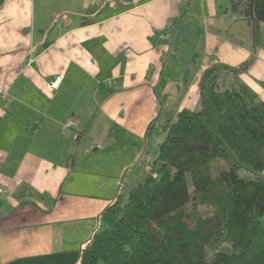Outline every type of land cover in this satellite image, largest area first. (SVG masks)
I'll list each match as a JSON object with an SVG mask.
<instances>
[{
	"label": "crops",
	"instance_id": "crops-1",
	"mask_svg": "<svg viewBox=\"0 0 264 264\" xmlns=\"http://www.w3.org/2000/svg\"><path fill=\"white\" fill-rule=\"evenodd\" d=\"M246 8L1 0L0 264H81L103 212L147 177L167 120L201 110L207 70L264 101V25L256 43Z\"/></svg>",
	"mask_w": 264,
	"mask_h": 264
},
{
	"label": "trees",
	"instance_id": "trees-1",
	"mask_svg": "<svg viewBox=\"0 0 264 264\" xmlns=\"http://www.w3.org/2000/svg\"><path fill=\"white\" fill-rule=\"evenodd\" d=\"M251 1L259 43L264 0L231 3L246 16ZM221 76L203 74L200 111L167 120L153 170L103 212L81 264H264V101Z\"/></svg>",
	"mask_w": 264,
	"mask_h": 264
},
{
	"label": "rangeland",
	"instance_id": "rangeland-1",
	"mask_svg": "<svg viewBox=\"0 0 264 264\" xmlns=\"http://www.w3.org/2000/svg\"><path fill=\"white\" fill-rule=\"evenodd\" d=\"M74 121H75V120H74ZM75 122H76V121H75ZM156 157H157V154H156V156H155L154 158H152V160H151V162H150L149 165H147L146 167L143 166V169L145 168L144 170H145V174H146V175H148L149 172L153 170V169H152V166H151V163L155 160ZM147 164H148V163H147ZM145 174H144V175H145ZM261 176L264 177V173H262ZM128 189H129V188L124 189V190L122 191V193H121V195H122V200H121V201H123V202H124V201L127 202V200H128V196H129V193H130V191H129ZM200 210H201L202 213L205 212V211H210V209L206 210L205 207L201 208ZM262 224H263V226H264V217L262 218Z\"/></svg>",
	"mask_w": 264,
	"mask_h": 264
},
{
	"label": "built area",
	"instance_id": "built-area-1",
	"mask_svg": "<svg viewBox=\"0 0 264 264\" xmlns=\"http://www.w3.org/2000/svg\"><path fill=\"white\" fill-rule=\"evenodd\" d=\"M60 19V18H59ZM61 20V19H60ZM61 81V76H56L55 80H53L52 82H50V84H48V89L50 91H53L57 88L59 82ZM108 85L113 86V82H108ZM67 129H74L77 127V124L74 120H70L67 125H66ZM2 197V191L0 190V199Z\"/></svg>",
	"mask_w": 264,
	"mask_h": 264
}]
</instances>
